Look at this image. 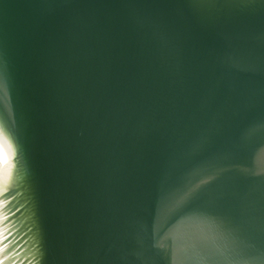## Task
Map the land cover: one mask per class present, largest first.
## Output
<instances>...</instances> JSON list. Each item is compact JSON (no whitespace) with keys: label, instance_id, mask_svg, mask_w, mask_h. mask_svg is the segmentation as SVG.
<instances>
[{"label":"water","instance_id":"obj_1","mask_svg":"<svg viewBox=\"0 0 264 264\" xmlns=\"http://www.w3.org/2000/svg\"><path fill=\"white\" fill-rule=\"evenodd\" d=\"M0 264H264V0H0Z\"/></svg>","mask_w":264,"mask_h":264}]
</instances>
